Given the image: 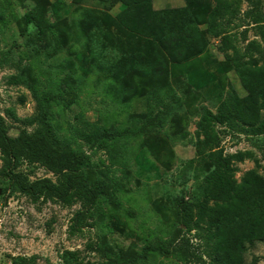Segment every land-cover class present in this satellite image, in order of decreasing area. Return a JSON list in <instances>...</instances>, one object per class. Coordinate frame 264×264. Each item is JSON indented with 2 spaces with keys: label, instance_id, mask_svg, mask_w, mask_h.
<instances>
[{
  "label": "rangeland",
  "instance_id": "obj_1",
  "mask_svg": "<svg viewBox=\"0 0 264 264\" xmlns=\"http://www.w3.org/2000/svg\"><path fill=\"white\" fill-rule=\"evenodd\" d=\"M33 1L0 0V116L12 137L36 130L37 125L29 122L37 114L33 94L26 85L15 84V78L23 75L37 85L40 94L72 92L75 98L66 109L52 105L50 123L54 136L73 151L86 154L84 176L90 183L98 179L108 183L118 205L113 207L99 200L80 231L72 232L71 220L81 210L80 204L63 206L42 199L32 202L26 196L1 191L0 264H12L17 257L33 259L26 264H61L60 256L65 251L78 252L83 262H101L96 253L90 252V244H105L121 258L131 257L141 252L150 237L168 239L173 233L176 224L170 201L181 189L188 191L191 186L190 180L182 182L181 175L183 167L196 159L197 125L204 110L214 113L217 95L228 88L239 94L243 92L234 66L226 58L231 57L232 50L228 43L222 44L220 37L207 32V15L213 4L204 5L199 12L203 17L199 29L206 41L205 52L192 65L164 67L161 79L169 83L174 100H165L170 110L162 127L137 139L120 142L114 151L105 146L90 147L80 135L82 120L109 130L135 129L143 123L147 112L154 109L155 114L162 109L161 94L153 85V98H147L150 81L142 77L129 82L141 86L135 91L136 98L118 99L110 91V81L76 56L83 53L85 33L81 24L86 17L97 19L118 42L126 43L134 37L119 26L117 0H37L46 9L47 20L59 30L60 45H55L52 58H48L43 43L36 44L28 38L34 28L23 19L35 6ZM56 3L60 5L53 12ZM151 5L153 11L166 12L186 8L187 0H152ZM251 11L264 15V0H242L235 18L219 21L223 36L242 51L254 39ZM216 130L224 154L251 151L259 163L257 172L264 177V137L231 134L219 127ZM253 169V161L245 160L237 165L235 179L240 181ZM21 171L31 181L48 178L56 182L40 166L23 164ZM1 181L0 178V189ZM255 261V264H264V243L248 247L245 262ZM147 264L198 263L152 254Z\"/></svg>",
  "mask_w": 264,
  "mask_h": 264
},
{
  "label": "trees",
  "instance_id": "obj_2",
  "mask_svg": "<svg viewBox=\"0 0 264 264\" xmlns=\"http://www.w3.org/2000/svg\"><path fill=\"white\" fill-rule=\"evenodd\" d=\"M117 1L119 26L134 37L126 43L118 42L97 19L86 17L81 24L85 33L83 53L76 56L104 75L110 81L111 93L121 100L136 98L135 91L141 89L137 82L129 83L131 79L147 78L151 89L147 98H153L156 85L162 109L155 114L154 109L147 112L135 129L109 130L82 120L80 135L90 147L105 146L114 151L120 142L162 127L170 110L165 100H174L169 83L161 79L164 67L192 65L205 52L206 41L199 29L203 17L199 12L206 4H213L207 15V32L220 37L223 45L228 43L232 54L226 58L231 60L243 92L228 88L217 95L214 113L204 110L197 125L196 159L183 167L181 175L182 182L190 180L191 186L188 191L181 189L170 201L176 226L168 239L150 237L141 252L127 258L113 253L105 244H90V252L96 253L101 262H83L78 252L65 251L60 256L61 264H147L152 254L198 264H246L248 247L264 243V177L258 174L259 163L251 151L224 154L216 128L251 138L264 137V15L251 11L254 39L242 51L230 45L219 22L235 18L242 0H187L186 8L166 12L153 11L152 0ZM33 2L35 6L23 19L34 28L28 38L36 44L43 43L48 58H52L55 45H60L59 30L47 20L46 9L37 0ZM59 5H53V12ZM15 79V84L26 85L33 94L37 114L29 122L37 128L32 134L22 132L12 137L0 116V190L3 194L26 196L32 202L42 199L63 206L80 204L81 210L74 214L70 226L72 232H78L99 200L113 207L118 203L108 183L102 179L90 183L84 176L86 154L73 151L54 136L52 105L64 110L75 97L72 92L40 94L28 76ZM245 160L253 161L255 169L237 181V165ZM23 164L44 168L56 182L48 178L31 181L21 171ZM32 262L33 259L17 257L12 264Z\"/></svg>",
  "mask_w": 264,
  "mask_h": 264
},
{
  "label": "water",
  "instance_id": "obj_3",
  "mask_svg": "<svg viewBox=\"0 0 264 264\" xmlns=\"http://www.w3.org/2000/svg\"><path fill=\"white\" fill-rule=\"evenodd\" d=\"M0 192H1V190H0Z\"/></svg>",
  "mask_w": 264,
  "mask_h": 264
}]
</instances>
